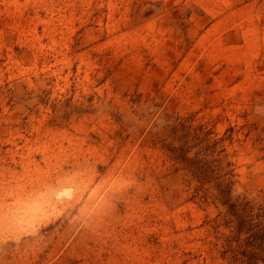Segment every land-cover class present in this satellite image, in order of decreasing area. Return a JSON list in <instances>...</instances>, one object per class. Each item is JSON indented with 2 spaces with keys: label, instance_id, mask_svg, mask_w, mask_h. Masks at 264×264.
<instances>
[{
  "label": "rangeland",
  "instance_id": "1",
  "mask_svg": "<svg viewBox=\"0 0 264 264\" xmlns=\"http://www.w3.org/2000/svg\"><path fill=\"white\" fill-rule=\"evenodd\" d=\"M0 264H264V0H0Z\"/></svg>",
  "mask_w": 264,
  "mask_h": 264
}]
</instances>
